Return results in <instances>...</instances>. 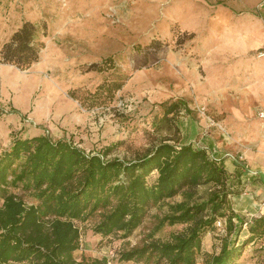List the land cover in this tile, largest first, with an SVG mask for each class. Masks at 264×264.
I'll use <instances>...</instances> for the list:
<instances>
[{
	"label": "rangeland",
	"instance_id": "obj_1",
	"mask_svg": "<svg viewBox=\"0 0 264 264\" xmlns=\"http://www.w3.org/2000/svg\"><path fill=\"white\" fill-rule=\"evenodd\" d=\"M222 6L237 12L235 4L218 0H0V53L24 22L47 26V36L41 38L46 47L29 69L4 64L0 58V153L15 138L38 135L66 139L86 154L107 153L108 160L125 162L144 156L164 139L203 148V138L213 136L222 141V151L255 149L244 144L257 135L264 139V106L252 85L244 82L242 58L226 48L229 18ZM256 10L261 11L260 5ZM155 42L162 43L161 50L149 51ZM106 60L109 69L88 71L94 64L104 67ZM112 81L123 83L113 100L105 102L104 93L100 107L89 108L97 88ZM178 103L169 115L178 127L156 130L154 118L161 119ZM229 160L222 165L234 163ZM233 165L251 182H234L232 208L261 218L264 189L254 176L259 172ZM206 189L200 187L194 200L201 201ZM12 192L28 205L38 203L30 190ZM183 199L180 195L152 206L128 237L95 234L98 216L75 222L81 233L75 258L169 264L153 244L174 243V236L188 232L189 224L171 226L166 220ZM223 228L222 221L204 237L197 264H206L205 255L217 252ZM247 229L243 226L238 238L240 246L247 243L236 264H264V237L250 242ZM132 250L141 251L143 258L120 259Z\"/></svg>",
	"mask_w": 264,
	"mask_h": 264
},
{
	"label": "trees",
	"instance_id": "obj_2",
	"mask_svg": "<svg viewBox=\"0 0 264 264\" xmlns=\"http://www.w3.org/2000/svg\"><path fill=\"white\" fill-rule=\"evenodd\" d=\"M46 36V25L24 22L3 45L1 62L29 69L39 61L46 47L41 38ZM149 47L151 52L159 51L162 43ZM103 64H94L88 71L101 73L111 67L109 60ZM122 87L121 82H105L93 94L95 102L89 108L100 107L104 93L105 102H111ZM179 105L169 106L161 119L154 118L156 130L164 125L170 130L178 127L169 115ZM105 155L86 154L71 141L52 140L47 135L15 138L0 153V264H108L106 258H75L81 238L75 222L98 216L95 234L128 237L152 206L180 195L183 201L173 206V214L166 220L171 226L189 224L188 232L174 236V243L153 244L169 264H197L203 239L218 222L225 224L220 247L205 255L206 264H236L247 243L238 244L243 226L248 227L250 242L264 237V213L261 218L243 215L230 203L234 182L249 183L251 179L238 171L227 172L222 165L225 158L212 151L164 139L131 162L108 160ZM20 187L30 190L38 203L28 205L12 192ZM200 187L207 189L205 197L197 201L194 195ZM138 251L124 252L120 259L140 260L143 255Z\"/></svg>",
	"mask_w": 264,
	"mask_h": 264
},
{
	"label": "crops",
	"instance_id": "obj_3",
	"mask_svg": "<svg viewBox=\"0 0 264 264\" xmlns=\"http://www.w3.org/2000/svg\"><path fill=\"white\" fill-rule=\"evenodd\" d=\"M200 1L207 2L208 0ZM218 1H228V3L235 4L237 12H234L233 7H221L222 9H226L228 13L227 16L229 18L227 22L228 46L226 48L229 50L230 54H233L234 57L242 58L244 82L252 85V89L258 93V96L261 98V102L264 106V58L257 59L254 55V53L258 50H264V3L262 4L264 0ZM259 5L261 11L257 12L256 8ZM180 14H182V11ZM262 114L264 115V112H262ZM262 118L264 119V117ZM217 140L213 136H207L205 139L203 138L202 146L207 148L209 151L214 152L217 156L223 158L226 156V158H230L229 161H233L236 164H242L251 174L259 172V174H255L254 176L258 175L259 184L264 189V139L257 135V138L253 142L249 141L247 143L245 141L244 144L245 147H255V149H247L244 151L240 150L236 152L229 150H227L228 152L222 151L224 150V146H222L223 143L221 140ZM220 146L222 147L221 150H219ZM233 164L228 166L224 165V168L230 171L231 167H234V173H237V171L240 172L237 169V166L235 167ZM251 178L252 181L257 179V177ZM246 195L248 194L246 193ZM263 209L264 207L262 210Z\"/></svg>",
	"mask_w": 264,
	"mask_h": 264
},
{
	"label": "built area",
	"instance_id": "obj_4",
	"mask_svg": "<svg viewBox=\"0 0 264 264\" xmlns=\"http://www.w3.org/2000/svg\"><path fill=\"white\" fill-rule=\"evenodd\" d=\"M257 57H258L259 59H263V58H264V50L259 51ZM120 105L122 106L123 104L121 103ZM261 116L264 117L263 114H262ZM203 148L206 149V150H208V149L205 148V147H203ZM208 151H209V150H208ZM224 158H226V156H225ZM263 205H264V204H263ZM217 225H218L219 227L222 226L221 222H218Z\"/></svg>",
	"mask_w": 264,
	"mask_h": 264
}]
</instances>
